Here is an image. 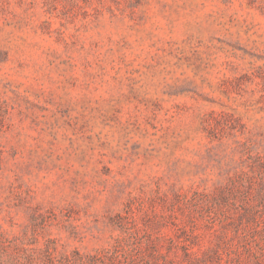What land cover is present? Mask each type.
<instances>
[{
    "label": "rangeland",
    "instance_id": "1",
    "mask_svg": "<svg viewBox=\"0 0 264 264\" xmlns=\"http://www.w3.org/2000/svg\"><path fill=\"white\" fill-rule=\"evenodd\" d=\"M0 264H264V0H0Z\"/></svg>",
    "mask_w": 264,
    "mask_h": 264
}]
</instances>
